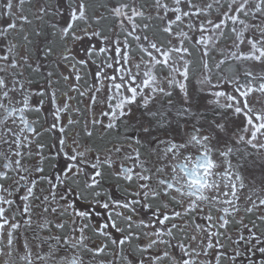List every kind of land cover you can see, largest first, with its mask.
Returning <instances> with one entry per match:
<instances>
[{
  "label": "flooded vegetation",
  "instance_id": "flooded-vegetation-1",
  "mask_svg": "<svg viewBox=\"0 0 264 264\" xmlns=\"http://www.w3.org/2000/svg\"><path fill=\"white\" fill-rule=\"evenodd\" d=\"M0 264H264V0H0Z\"/></svg>",
  "mask_w": 264,
  "mask_h": 264
}]
</instances>
